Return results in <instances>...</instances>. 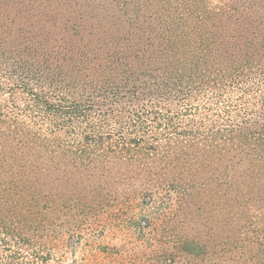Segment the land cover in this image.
I'll use <instances>...</instances> for the list:
<instances>
[{"label": "trees", "instance_id": "trees-1", "mask_svg": "<svg viewBox=\"0 0 264 264\" xmlns=\"http://www.w3.org/2000/svg\"><path fill=\"white\" fill-rule=\"evenodd\" d=\"M84 1L87 20L107 28L0 40V236L40 244L39 210L56 203L41 189L70 164L78 172L109 157L157 177L141 193L182 202L206 189L227 223L251 218L264 264V1L225 12L218 2L156 0L181 9L167 14L143 13L142 0H109L119 13ZM184 243L198 249L195 238Z\"/></svg>", "mask_w": 264, "mask_h": 264}, {"label": "rangeland", "instance_id": "rangeland-1", "mask_svg": "<svg viewBox=\"0 0 264 264\" xmlns=\"http://www.w3.org/2000/svg\"><path fill=\"white\" fill-rule=\"evenodd\" d=\"M155 1L142 0L143 13L181 10L158 9ZM201 1L221 3V9L228 12L223 4L238 0ZM102 2L100 11L120 5ZM86 5L84 0H0V40L6 41L15 30L107 28L87 20L91 8L90 3ZM84 7L86 10L81 11ZM121 9L116 7L115 12ZM257 11L264 12V7ZM154 23L152 27L160 26ZM96 162L78 172L70 164L66 173L54 174L53 186L41 189L48 202H56L39 210L36 234L43 241L36 245L31 237L20 243L16 241L19 238L0 236L2 264H263V247L256 253L251 244L257 236L263 246L260 225L253 226L251 218L227 223L228 214L220 216L206 189L182 202L166 190L141 193V184L154 182L157 177L139 175L134 163L121 165L115 158ZM68 196L71 202L66 207L61 201ZM189 237L199 242L193 253L184 245Z\"/></svg>", "mask_w": 264, "mask_h": 264}]
</instances>
